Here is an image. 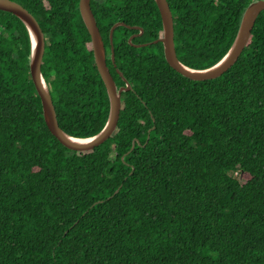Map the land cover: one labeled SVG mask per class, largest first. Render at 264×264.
<instances>
[{
  "label": "trees",
  "instance_id": "1",
  "mask_svg": "<svg viewBox=\"0 0 264 264\" xmlns=\"http://www.w3.org/2000/svg\"><path fill=\"white\" fill-rule=\"evenodd\" d=\"M14 1L44 34L59 127L94 136L109 100L79 0ZM166 1L178 60L203 69L226 54L254 0ZM90 6L116 84L132 89L112 135L85 151L48 129L27 27L0 10V264H264V10L234 64L198 81L152 42L162 36L154 0ZM126 25L142 29L133 44H149H130L140 29Z\"/></svg>",
  "mask_w": 264,
  "mask_h": 264
},
{
  "label": "water",
  "instance_id": "2",
  "mask_svg": "<svg viewBox=\"0 0 264 264\" xmlns=\"http://www.w3.org/2000/svg\"><path fill=\"white\" fill-rule=\"evenodd\" d=\"M154 1L157 5L161 17L162 36L158 39L153 40L152 42L156 43L159 41L162 43L164 58L170 67H172L174 70H176L183 76L198 81L216 78L223 74L234 64L250 37L251 30L254 26L258 14L262 10H264V0L252 1L246 7L242 14L236 36L226 54L219 61H217L215 64L208 68L195 69L184 65L177 58L174 45L173 17L168 2L166 0ZM79 9L83 22L90 35L95 66L101 77V80L103 81L109 100V113L104 127L94 136L89 138H83L89 139L83 143H75L69 140L66 137V135L68 134L63 132L58 125L53 101L48 86L41 73V61L44 51V34L37 20L20 3L14 0H0V10L9 12L18 17L26 25L27 30L29 32L31 40V58L29 63V73L35 91L40 98L43 117L48 129L57 138V140L66 148L75 151H85L93 149L94 147L102 144L115 131L121 109V93L123 91L131 90L132 87L129 82L122 76L121 72H119V74L123 77L122 79L123 81H125V85L120 87H117L111 75V72L106 63V56L101 33L99 31L95 17L91 10L90 0H79ZM120 25L123 26L125 24L123 22H116L109 30V40L111 43L112 57L113 30L115 29V27ZM126 26L128 28L133 29L139 28L137 26ZM139 29L140 31L138 34H132L128 38L129 43L135 47L146 46L149 44V42L137 44H133L131 42L132 38H134L136 35L141 34L142 29ZM134 145L135 141H133L131 148H133ZM118 189L115 192H117Z\"/></svg>",
  "mask_w": 264,
  "mask_h": 264
},
{
  "label": "bare ground",
  "instance_id": "3",
  "mask_svg": "<svg viewBox=\"0 0 264 264\" xmlns=\"http://www.w3.org/2000/svg\"><path fill=\"white\" fill-rule=\"evenodd\" d=\"M66 137L71 140L72 142H75V143H83L89 139H81V138H74V137H71L69 135H66Z\"/></svg>",
  "mask_w": 264,
  "mask_h": 264
},
{
  "label": "flooded vegetation",
  "instance_id": "4",
  "mask_svg": "<svg viewBox=\"0 0 264 264\" xmlns=\"http://www.w3.org/2000/svg\"><path fill=\"white\" fill-rule=\"evenodd\" d=\"M174 45H175V44H174ZM176 54H177V53H176ZM111 58H112V60H113V57H111ZM107 66H108V65H107ZM108 68H109V67H108ZM111 75H112V74H111ZM112 77H113V75H112ZM113 79H114V78H113ZM114 81H115V80H114ZM115 83H116V82H115ZM116 85H117V84H116ZM117 87H120V86L117 85Z\"/></svg>",
  "mask_w": 264,
  "mask_h": 264
}]
</instances>
